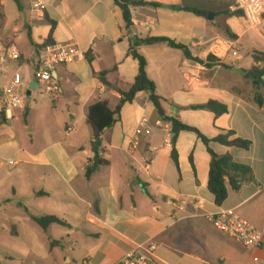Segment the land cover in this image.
<instances>
[{
    "label": "crops",
    "instance_id": "1",
    "mask_svg": "<svg viewBox=\"0 0 264 264\" xmlns=\"http://www.w3.org/2000/svg\"><path fill=\"white\" fill-rule=\"evenodd\" d=\"M145 1L161 7L132 8L133 27L128 32L115 0H46L42 19L32 16L29 0H0V53L9 47L20 53L18 62H8L7 72L22 75L26 94L35 87V68L44 47L75 44L84 54L56 69L59 94L47 95L39 86L26 110L5 113L3 120L0 114V205L26 208L33 223L30 214L55 216L67 223L68 227L54 224L43 229L54 257L50 264H115L148 241L158 245L160 264H251L252 253L202 214L235 209L264 231V103L256 102V97L264 96V88L244 73L259 68L262 60L256 63L240 54L217 61L210 56L209 45L229 31L264 55L259 49L264 37L256 31L242 32L244 22L235 16L209 21L172 9L183 0ZM152 21L155 30L148 28ZM131 37L172 39L200 61L166 44L139 48L157 94L166 100L169 117L209 139L232 131L252 142L248 151L210 144L216 154L231 156L254 175L239 194L230 192L222 206L215 204L208 188V148L195 133L181 132L175 143L177 164L173 148L163 147L167 133L174 137L172 125L160 119L147 93L125 104L118 122L104 132L100 156L107 164L87 177L95 159L89 108L108 101L114 110L122 99L120 93L106 89L94 71L106 72L108 82L129 91L139 73V63L129 56ZM87 54L94 57L93 66ZM0 84H6L3 75ZM209 101L225 105L228 112L218 117L193 109ZM144 118L149 132L137 137ZM69 128L73 131L67 134ZM11 161L16 165L10 166ZM189 197L204 201L202 214L194 216L188 206L170 205ZM257 256L264 260V245Z\"/></svg>",
    "mask_w": 264,
    "mask_h": 264
},
{
    "label": "trees",
    "instance_id": "2",
    "mask_svg": "<svg viewBox=\"0 0 264 264\" xmlns=\"http://www.w3.org/2000/svg\"><path fill=\"white\" fill-rule=\"evenodd\" d=\"M115 2L122 13V17L128 32H131L133 27L131 13L132 8L142 6L161 7L159 4L149 3L145 0H115ZM233 5V1L232 4H228L224 0H183V4L181 6L172 7V9L178 11H187L205 19H208L209 14L212 13L215 19L220 16L231 15L243 20L242 12H231V7ZM227 34L231 38H236V36L229 31H227ZM160 44H166L170 48L182 50L186 58L200 62L198 59H194L192 57L187 46L178 44L172 39L165 37H148L144 39L131 37L129 56L139 63V73L129 91H122L118 85L108 82L106 72L96 73L94 71V76L100 81V83L104 85L109 91L120 93L122 95V99L114 110L109 107L108 101H98L89 108L87 121L93 131L92 149L95 153V159L93 164L87 169V177L90 178L95 170H97L100 166L107 164L100 156L102 152V137L104 132L113 128L118 122L122 107L125 104L132 103L139 94L147 93L149 100L154 105L160 119L163 122L172 125V132L174 133V137L172 138V156L177 164L178 153L176 151L175 143L178 135L181 132L195 133L208 148L211 156L208 188L215 198V204L217 206H222L228 199L230 192L239 194L245 182L254 181V175L250 167L236 163L231 156H220L216 154L211 149L210 144L215 142L227 147H235L248 151L252 147V142L236 137L235 133L232 131H225L217 138L209 139L198 129L188 126L177 119L169 117L166 114L164 106L166 100L157 94L156 84L149 78L147 73L148 62L139 52V48L141 46H154ZM262 56H264L262 53H254L253 58L255 62L258 63ZM86 59L90 65L93 66L94 57L91 54H87ZM244 73L252 75L259 84L258 87L264 88V83H262V76L264 75V72L261 71L257 66H255L250 72L244 71ZM256 102L259 106H262L264 103V96L256 97ZM193 109L212 111L218 117L228 112L227 107L217 101H209L204 105L195 106ZM0 114L3 120L5 112L1 110ZM191 161H193L192 156ZM24 210L29 213L26 208H24ZM30 216L32 220L44 230H47L54 224L68 227L65 221L55 216L37 217L31 214Z\"/></svg>",
    "mask_w": 264,
    "mask_h": 264
},
{
    "label": "built area",
    "instance_id": "3",
    "mask_svg": "<svg viewBox=\"0 0 264 264\" xmlns=\"http://www.w3.org/2000/svg\"><path fill=\"white\" fill-rule=\"evenodd\" d=\"M31 14L35 19L45 17L48 5L46 0H29ZM234 5L231 11H240L243 14V20L249 30L256 31L264 37V0H232ZM148 28L155 30L156 22L149 23ZM241 52L239 41L226 35L216 36L209 45V53L217 61H222L228 57L237 58ZM84 57L83 52L75 44H59L44 47L39 53V62L35 68L34 78L44 89L47 95L60 93V87L54 79V73L59 66L73 64ZM21 58L20 53L15 47H9L4 53H0V75L6 79V84H0V108L5 113L15 111H24L27 108V94L23 88V77L19 72L8 76V62H18ZM259 68L264 72V60L259 63ZM264 81V75L262 76ZM148 119L144 118L137 130V137L148 133L146 125ZM73 129L69 128L66 133L69 134ZM171 133H167L164 145L165 148H172ZM135 147L137 145L135 144ZM154 151L159 148L154 147ZM10 166L16 165L15 162H9ZM170 205L176 209L182 206H188L192 209L193 215L197 216L203 212L204 201L200 198H183L181 201H171ZM202 214V213H201ZM213 226L222 233L232 237L239 244L244 246L252 253L251 264H264L257 253L264 245V231L257 229L251 223L246 221L235 209L221 210L217 214L203 213ZM158 245L153 241L137 247L127 253L121 260L115 264H160L157 261Z\"/></svg>",
    "mask_w": 264,
    "mask_h": 264
},
{
    "label": "rangeland",
    "instance_id": "4",
    "mask_svg": "<svg viewBox=\"0 0 264 264\" xmlns=\"http://www.w3.org/2000/svg\"><path fill=\"white\" fill-rule=\"evenodd\" d=\"M224 1L232 4V0ZM240 29L242 32L252 31L248 29L245 22L240 24ZM239 45L240 54L245 58L253 57L254 53H261L253 44L246 43L243 39L239 41ZM259 49H264V47ZM261 60H264V56ZM0 206L4 207L3 212L0 213V263L50 264L53 262L54 257L49 255L51 245L47 243L48 236L43 229L28 218L23 208L4 204ZM15 217H18L17 222L14 221ZM16 231L19 235H15Z\"/></svg>",
    "mask_w": 264,
    "mask_h": 264
},
{
    "label": "water",
    "instance_id": "5",
    "mask_svg": "<svg viewBox=\"0 0 264 264\" xmlns=\"http://www.w3.org/2000/svg\"><path fill=\"white\" fill-rule=\"evenodd\" d=\"M214 18H215L214 15L212 13H210L208 16V20L213 21ZM262 83H264V81H262ZM39 86H40L39 83L35 82V87H32V86L30 87L29 91L27 92V98H28L27 100H30L32 91H34Z\"/></svg>",
    "mask_w": 264,
    "mask_h": 264
}]
</instances>
